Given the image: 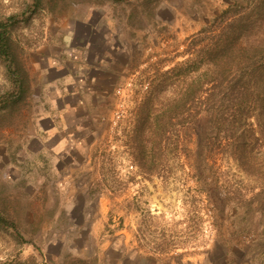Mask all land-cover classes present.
Listing matches in <instances>:
<instances>
[{"label": "rangeland", "instance_id": "374dc122", "mask_svg": "<svg viewBox=\"0 0 264 264\" xmlns=\"http://www.w3.org/2000/svg\"><path fill=\"white\" fill-rule=\"evenodd\" d=\"M237 3L264 39V0H219L216 15L183 0H0L26 73L21 101L0 114V208L18 226L0 227V264H264V165L216 157L202 187L197 139L166 180L129 143L157 72L187 61L189 39ZM55 70L91 92L88 110L67 114L64 152L63 128L46 133ZM13 89L0 58V97Z\"/></svg>", "mask_w": 264, "mask_h": 264}, {"label": "trees", "instance_id": "16d2710c", "mask_svg": "<svg viewBox=\"0 0 264 264\" xmlns=\"http://www.w3.org/2000/svg\"><path fill=\"white\" fill-rule=\"evenodd\" d=\"M248 12L240 3L230 6L189 39L187 61L157 72L129 140L142 169L157 170L161 163L159 177L166 180L167 163H192L195 139L198 159L193 164L203 168L202 187L215 180V175L207 178L204 169L214 170L220 156L250 172L264 165V39H256L263 27L250 20L254 11ZM13 19L0 20V58L14 85L0 97V114L18 104L26 90V73L12 38ZM230 194L224 191L227 204L243 206L242 198L235 202ZM2 226L18 232L0 208Z\"/></svg>", "mask_w": 264, "mask_h": 264}, {"label": "crops", "instance_id": "0c3cea01", "mask_svg": "<svg viewBox=\"0 0 264 264\" xmlns=\"http://www.w3.org/2000/svg\"><path fill=\"white\" fill-rule=\"evenodd\" d=\"M186 3L187 9H212L214 15L217 14V8L219 0H183ZM173 9L177 10L176 6ZM62 71L55 70L53 78L51 79L50 86L56 87V95L52 101L56 105L57 111L45 118H49L52 121V126L46 133L51 134V138L56 136L61 129L65 131V135L59 139L56 143L54 150L57 152L67 151L71 145V138L67 134L65 129V122L67 120V114L70 112H77L78 110H88L91 102V92L86 86L85 79L78 77L77 75H71L69 72L61 74ZM56 99V100H55ZM62 105V106H61ZM46 144V143H45ZM46 148V146H43ZM42 148V149H43Z\"/></svg>", "mask_w": 264, "mask_h": 264}]
</instances>
